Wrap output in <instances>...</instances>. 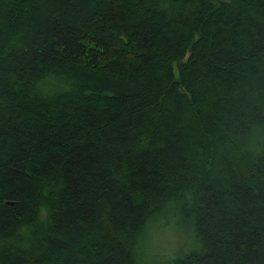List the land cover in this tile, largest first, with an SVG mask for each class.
I'll return each mask as SVG.
<instances>
[{
    "label": "trees",
    "instance_id": "1",
    "mask_svg": "<svg viewBox=\"0 0 264 264\" xmlns=\"http://www.w3.org/2000/svg\"><path fill=\"white\" fill-rule=\"evenodd\" d=\"M0 264H264V0H0Z\"/></svg>",
    "mask_w": 264,
    "mask_h": 264
},
{
    "label": "rangeland",
    "instance_id": "2",
    "mask_svg": "<svg viewBox=\"0 0 264 264\" xmlns=\"http://www.w3.org/2000/svg\"><path fill=\"white\" fill-rule=\"evenodd\" d=\"M169 235L170 233H155L152 242L160 248H165L168 245L166 239L169 237Z\"/></svg>",
    "mask_w": 264,
    "mask_h": 264
}]
</instances>
